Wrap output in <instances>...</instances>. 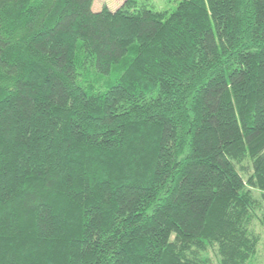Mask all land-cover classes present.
Masks as SVG:
<instances>
[{
	"label": "trees",
	"instance_id": "obj_1",
	"mask_svg": "<svg viewBox=\"0 0 264 264\" xmlns=\"http://www.w3.org/2000/svg\"><path fill=\"white\" fill-rule=\"evenodd\" d=\"M92 1L0 0V264H254L264 0Z\"/></svg>",
	"mask_w": 264,
	"mask_h": 264
},
{
	"label": "rangeland",
	"instance_id": "obj_2",
	"mask_svg": "<svg viewBox=\"0 0 264 264\" xmlns=\"http://www.w3.org/2000/svg\"><path fill=\"white\" fill-rule=\"evenodd\" d=\"M123 0H93L91 8L93 11H97L103 6L110 9L116 8ZM149 4L157 10L171 11L179 0H139ZM246 178V175L243 176ZM252 195L257 199L258 206L255 211L256 218L251 223V229L256 233H259V239L257 243V253L254 259V264H264V199L261 198L260 193L253 189ZM204 256H209L215 263V256L213 252L209 251L204 253Z\"/></svg>",
	"mask_w": 264,
	"mask_h": 264
}]
</instances>
